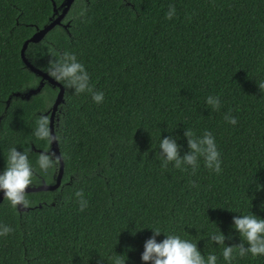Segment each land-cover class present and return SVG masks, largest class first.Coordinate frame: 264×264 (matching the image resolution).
Instances as JSON below:
<instances>
[{
    "label": "trees",
    "instance_id": "obj_1",
    "mask_svg": "<svg viewBox=\"0 0 264 264\" xmlns=\"http://www.w3.org/2000/svg\"><path fill=\"white\" fill-rule=\"evenodd\" d=\"M52 17V0H0V168L10 146L33 165L38 149L49 148L33 129L57 88L45 82L29 99L14 93L38 84L20 49ZM62 22L28 42L26 58L44 71L52 51L74 52L104 99L63 85L54 120L61 183L25 193L30 208L21 212L1 200L0 223L13 231L0 236V264H114L117 254L125 264H150L140 252L152 227L197 240L202 254L226 264L208 233L217 225L226 244L239 243L232 216L264 217V0H73ZM209 94L220 97L218 109L205 105ZM184 128L211 132L219 173L202 160L195 172L161 167L159 132L178 136L182 154ZM57 168V160L47 171L35 168L31 184L52 183ZM76 189L88 201L84 210ZM231 264H264V256L236 255Z\"/></svg>",
    "mask_w": 264,
    "mask_h": 264
},
{
    "label": "clouds",
    "instance_id": "obj_2",
    "mask_svg": "<svg viewBox=\"0 0 264 264\" xmlns=\"http://www.w3.org/2000/svg\"><path fill=\"white\" fill-rule=\"evenodd\" d=\"M86 11V6L80 7L75 15L83 17ZM174 15L175 7L170 4L165 17L170 19ZM44 71L53 80L70 88L75 94L87 92L95 103H101L104 99L103 91L93 90V86L89 82V73L74 52L56 53L52 51ZM259 87H264V81ZM204 103L215 110L221 106L222 101L218 95L209 94L204 98ZM48 119L47 115H37L33 134L51 144L54 137L50 133ZM224 119L229 124H236L237 122L236 117L229 113L224 114ZM183 136L187 147L186 151L181 154V146L177 143L179 137L173 135L161 137L159 132L155 148L159 149L156 155L160 157L161 167L166 168L171 163L175 168L181 170L190 168L195 172L202 160L204 168L213 173L221 171L220 151L211 132L204 129L202 134L197 135L193 129L184 128ZM56 160L57 157L54 154L41 152L36 164L33 165L29 161L27 152L17 150L15 145L10 146L7 149L6 164L0 168V195H2V199L6 198L13 208L18 205L27 206L29 201L26 198L25 189L32 183L34 169L38 167L40 170L47 171L54 166ZM259 187L260 185L257 184V189ZM73 195L77 198L79 210H84L88 206V201L82 190L76 189ZM230 227L238 235L239 243L226 244V235L217 225H215V231H210L207 237L215 245L221 246V256L226 264H231L236 255L264 256V217L255 215L248 210L245 214L233 215ZM150 229L151 235L144 240L143 250L140 252L141 261L150 262V264H217L215 252H209L205 256L197 247V240L182 238L181 235L171 231L165 232L160 227ZM12 231L13 227L0 223V236L8 235ZM161 233H163V238L157 241L156 237ZM227 239H231V234L227 236ZM114 264H125V259L121 260L117 254L114 258Z\"/></svg>",
    "mask_w": 264,
    "mask_h": 264
},
{
    "label": "water",
    "instance_id": "obj_3",
    "mask_svg": "<svg viewBox=\"0 0 264 264\" xmlns=\"http://www.w3.org/2000/svg\"><path fill=\"white\" fill-rule=\"evenodd\" d=\"M73 0H63L60 5L57 7L55 2L52 0V7H53V13L54 17H52L47 23H45L42 27H36L35 31L27 37L21 46L20 49V56L24 62V64L36 75L40 77V80L38 84L35 87H30L26 89V91H18L15 92V96H19L24 99H29V97L35 93H38L41 88L43 87L45 82H48L52 86H55L57 88V92L55 94L54 100L52 102L51 108L49 110L48 114V126L51 135L54 137V140L51 144H49V148L47 150H40V152H48L50 154H54L57 157L58 161V168L54 177V181L52 183L46 182L44 179L41 180L38 184H30L28 187H26L25 191L27 192H33V191H41V190H53L56 189L60 183L63 173V160L59 151L58 141L54 132V120L56 119V111L58 109V106L64 101V87L61 83L53 80L51 77L47 75V73L38 67L34 66L28 59L26 58L24 52L25 48L28 44V42H37L40 39L44 37V35L47 33L49 29H51L55 25H61L63 27H66L68 25V22L63 23L62 19L66 15L71 3ZM60 9V10H58ZM11 98V95L7 98L6 102L8 103ZM47 114V112H46ZM2 200V195H0V202ZM40 206V205H39ZM30 207L28 206H17L16 209L21 212L24 210H28Z\"/></svg>",
    "mask_w": 264,
    "mask_h": 264
},
{
    "label": "flooded vegetation",
    "instance_id": "obj_4",
    "mask_svg": "<svg viewBox=\"0 0 264 264\" xmlns=\"http://www.w3.org/2000/svg\"><path fill=\"white\" fill-rule=\"evenodd\" d=\"M56 171H57V170H55V173H54V174H52L53 181H54V177H55Z\"/></svg>",
    "mask_w": 264,
    "mask_h": 264
},
{
    "label": "rangeland",
    "instance_id": "obj_5",
    "mask_svg": "<svg viewBox=\"0 0 264 264\" xmlns=\"http://www.w3.org/2000/svg\"><path fill=\"white\" fill-rule=\"evenodd\" d=\"M26 91V90H25Z\"/></svg>",
    "mask_w": 264,
    "mask_h": 264
}]
</instances>
